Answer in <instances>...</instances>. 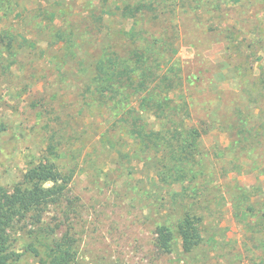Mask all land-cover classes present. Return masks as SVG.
I'll list each match as a JSON object with an SVG mask.
<instances>
[{"label": "rangeland", "instance_id": "obj_1", "mask_svg": "<svg viewBox=\"0 0 264 264\" xmlns=\"http://www.w3.org/2000/svg\"><path fill=\"white\" fill-rule=\"evenodd\" d=\"M134 1L107 0L103 20L94 23L104 8L99 0H15L21 15L0 25L11 27L17 48L22 44L17 58L0 59V190L12 189L45 161L56 131L62 139L52 160L73 176L72 217L80 235L75 264H264V44L257 43V56L249 48L256 43L258 7L233 10L246 0H225L227 17L177 9L137 23L138 31L170 41L164 68H179L185 83L174 100L191 105L187 120L204 131L198 167L204 191L193 199L181 196L178 184H161L153 155L85 97L103 54L126 58L134 49L128 39L134 21L121 15ZM39 9L56 14L54 26L40 15L31 20ZM48 29L71 41L52 46ZM233 30L246 50L232 56L241 75L226 51ZM260 32L264 38V27ZM188 209L202 219V244L185 253L176 240L169 254H159L156 228L175 225ZM10 239L11 250L23 254L18 264H41L26 252L31 239L20 227Z\"/></svg>", "mask_w": 264, "mask_h": 264}, {"label": "trees", "instance_id": "obj_2", "mask_svg": "<svg viewBox=\"0 0 264 264\" xmlns=\"http://www.w3.org/2000/svg\"><path fill=\"white\" fill-rule=\"evenodd\" d=\"M106 2L99 0L104 8H101V14L94 15V23L103 20L107 11ZM245 2L246 6L233 10L258 7L254 18L257 30L252 34L256 43L249 47L257 56V43L264 44L260 32L264 27V0ZM18 7L19 3L15 0H0V25L4 20L20 16ZM226 8L225 0H135L121 10L124 19L134 21L128 34L134 49L126 58L113 52L103 54L96 62L93 78L85 90V97L96 103L94 107L104 110L101 115L106 114V120H114L116 127L122 125L144 153L153 155L160 183L182 186L180 195L187 198L196 199L204 191L201 182L204 174L198 168L204 131L187 120L191 116V105L188 102L178 104L174 100L185 83L179 68H164L163 62L172 57L170 41L149 37L145 30L138 31L137 23L144 18L159 21L177 9L183 13L192 12L196 17L206 11H215L219 16L227 17ZM39 15L47 25H55L56 14L39 9L31 20L37 21ZM10 30L11 27L0 26V59L3 54L17 58L21 53L22 44L16 47L17 41ZM48 30L52 46L61 41H71L62 30ZM226 51L231 65L241 75L242 68L233 57L246 55V50L234 30L227 36ZM261 84L264 87V78ZM148 114L154 117L155 127L148 120ZM4 130L1 124L0 132ZM245 131L242 129L240 143L247 141L243 137ZM61 139L53 131L45 161L32 167L12 189L0 190V264H18L21 261L23 254L12 251L10 246L11 233L19 227L31 239L26 252L39 257L41 264H75L78 258L80 235L75 230L72 217L77 209L70 197L73 176L61 170L52 160L58 157ZM201 220L188 209L175 225L158 226L154 240L157 252L169 254L176 240L181 241L185 253L194 251L202 244L198 228Z\"/></svg>", "mask_w": 264, "mask_h": 264}]
</instances>
